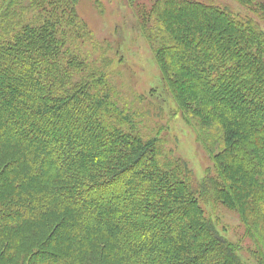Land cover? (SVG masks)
Returning a JSON list of instances; mask_svg holds the SVG:
<instances>
[{"label": "trees", "instance_id": "trees-1", "mask_svg": "<svg viewBox=\"0 0 264 264\" xmlns=\"http://www.w3.org/2000/svg\"><path fill=\"white\" fill-rule=\"evenodd\" d=\"M28 1L0 0V264H246L199 201L264 232V32L213 3L132 5L182 118L219 133L198 182L118 106L113 59L74 54L94 38L79 0Z\"/></svg>", "mask_w": 264, "mask_h": 264}, {"label": "rangeland", "instance_id": "rangeland-1", "mask_svg": "<svg viewBox=\"0 0 264 264\" xmlns=\"http://www.w3.org/2000/svg\"><path fill=\"white\" fill-rule=\"evenodd\" d=\"M152 1L79 0L76 7L78 17L86 24L94 38L87 40L80 36L73 40L72 49L81 60L92 63H95L102 52L113 59V64L108 72L115 101L122 110H126L132 115L134 124L138 126V130L144 138L157 137L159 139L163 150L160 155L163 165L169 164L171 161L177 163L178 160H181L198 182L208 176L218 177L209 147L198 140L200 134L203 137L206 136L207 142L212 143L218 139V131L216 133L213 130L208 134L200 132L196 124V113H187L188 121L182 118L178 105L166 90L149 43L137 30L132 5H150ZM196 1L213 3L228 9L244 20L253 21L264 32V0H255L254 2L252 0L247 4H242L237 0ZM28 2L31 4L30 0ZM184 13L185 10L175 9L173 18L181 19ZM225 22L229 23L226 19L218 20L214 24V28L220 31L217 27H221ZM27 62L29 63L30 60L28 59ZM36 64L39 65L41 62L37 61ZM99 64L97 63V65ZM13 79L8 76L7 80ZM23 91L24 89L20 90V92ZM71 134L72 132H67V135ZM60 140L63 141V139ZM138 165L140 167V162ZM199 202L205 215L213 223H216L221 235L228 242L237 246L238 255L243 262L264 264V232L261 230L259 232L252 231L246 227L240 214L235 210H230L222 204H217L216 210H214L203 199ZM5 211L10 212V210ZM4 214L3 209L0 211L1 220L4 219ZM253 221L251 219L250 225L253 224ZM52 240L56 247L52 248L51 245H48L46 249L51 254L58 250L62 251L64 247L67 248L66 242L70 241V239H62L56 235Z\"/></svg>", "mask_w": 264, "mask_h": 264}]
</instances>
